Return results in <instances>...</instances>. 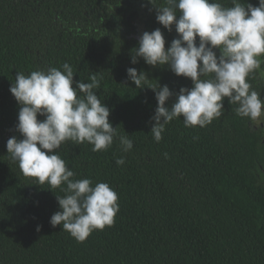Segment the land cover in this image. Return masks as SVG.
Wrapping results in <instances>:
<instances>
[{
	"label": "trees",
	"instance_id": "obj_1",
	"mask_svg": "<svg viewBox=\"0 0 264 264\" xmlns=\"http://www.w3.org/2000/svg\"><path fill=\"white\" fill-rule=\"evenodd\" d=\"M156 15L148 0H0V264H264V131L225 98L222 115L205 127H185L181 116L155 141L158 101L148 86L168 85L169 107L182 87H193L167 65L142 57L132 64L143 32L160 28L166 48L178 37ZM64 63L75 81L100 79L110 122L133 142L127 152L118 139L104 151L72 141L56 150L73 179L105 182L118 194L114 224L83 242L50 224L65 193L24 176L6 148L10 137L23 138L10 91L16 74L63 71ZM129 67L146 73L145 87L136 88ZM262 72L247 79L264 100Z\"/></svg>",
	"mask_w": 264,
	"mask_h": 264
},
{
	"label": "clouds",
	"instance_id": "obj_2",
	"mask_svg": "<svg viewBox=\"0 0 264 264\" xmlns=\"http://www.w3.org/2000/svg\"><path fill=\"white\" fill-rule=\"evenodd\" d=\"M156 9V19L168 31L173 25L178 37L166 48L160 28L145 31L134 49L132 64L142 57L151 66L167 65L178 76L190 78L193 87H182L174 95L168 85L148 86L158 101L151 133L162 139L165 125L183 117L185 127H205L222 115L224 99L237 105L238 116L252 121L264 120V100L251 89L248 76L261 66L264 55V0L258 6L232 0V7L218 0H148ZM197 38L199 43L197 44ZM219 50V55L216 50ZM25 75L18 72L10 91L21 106L16 129L22 139L7 140V152L24 176L35 177L39 185L60 188L57 196L60 210L50 218L52 227L62 225L77 241L83 242L96 229L114 224L119 211L118 194L105 182L94 186L88 178L73 179L75 173L57 153L62 143L93 145V151H104L118 139L122 150L132 149L133 142L120 135L109 120L110 109L98 98L100 79L90 82L74 80L73 68L62 65ZM136 88H143L145 72L127 69ZM211 77L202 79V77ZM75 84V86H74ZM39 116L45 117L38 119ZM117 159V164H124ZM39 230V226L37 228Z\"/></svg>",
	"mask_w": 264,
	"mask_h": 264
},
{
	"label": "flooded vegetation",
	"instance_id": "obj_3",
	"mask_svg": "<svg viewBox=\"0 0 264 264\" xmlns=\"http://www.w3.org/2000/svg\"><path fill=\"white\" fill-rule=\"evenodd\" d=\"M259 59L261 60V66H260V70H263L262 74H264V55H262L261 57H259ZM252 124L255 128L257 129H261L264 131V120H258V121H252Z\"/></svg>",
	"mask_w": 264,
	"mask_h": 264
}]
</instances>
